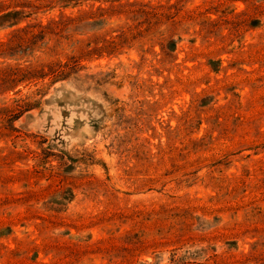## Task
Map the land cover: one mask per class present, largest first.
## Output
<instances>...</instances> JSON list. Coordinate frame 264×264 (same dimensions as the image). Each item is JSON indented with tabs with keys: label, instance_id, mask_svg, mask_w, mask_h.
I'll list each match as a JSON object with an SVG mask.
<instances>
[{
	"label": "rangeland",
	"instance_id": "rangeland-1",
	"mask_svg": "<svg viewBox=\"0 0 264 264\" xmlns=\"http://www.w3.org/2000/svg\"><path fill=\"white\" fill-rule=\"evenodd\" d=\"M0 264H264V0H0Z\"/></svg>",
	"mask_w": 264,
	"mask_h": 264
}]
</instances>
